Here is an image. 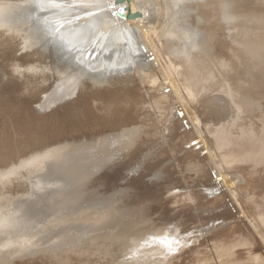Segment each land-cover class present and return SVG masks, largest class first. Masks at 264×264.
Returning a JSON list of instances; mask_svg holds the SVG:
<instances>
[{
	"label": "bare ground",
	"instance_id": "1",
	"mask_svg": "<svg viewBox=\"0 0 264 264\" xmlns=\"http://www.w3.org/2000/svg\"><path fill=\"white\" fill-rule=\"evenodd\" d=\"M99 1H0V165H10L13 154L20 151L22 146L26 151L42 149L44 152L46 149H53L49 144L61 140L59 144L63 146L44 152L41 161L31 164V173L43 171H39L42 173L39 180L49 184L50 190L58 189L64 182L68 184L62 188L77 186L67 194L63 202L61 199L62 203L55 207V215L52 218L43 220L37 219L36 216H17L9 208V203L24 197L19 195L24 187L20 180L22 170L19 167L26 161H21L18 167L12 166L2 171L0 264H262V255L256 251L264 247V119L263 125L261 124L262 132L255 134L258 125L254 122V126L257 125L254 127L251 123V112V121L249 122V118L244 119L249 122L245 123L246 126L257 129H253L254 133L246 131L237 137L234 134L238 132L232 134L234 130L231 126L229 129L232 131L228 132L229 129L226 130L224 125L220 127L217 135L216 132L212 134L217 128L211 132L212 135L209 134L214 137L216 135L209 145L224 158L237 179L242 181V177L236 172L241 168L247 169L248 173L245 172L244 176L248 189L245 187V190L243 188V191L239 192L240 189L230 184L216 160L211 158L208 145L205 144L204 147L208 161L196 152L184 150L182 139L189 140V137L193 136L192 133L185 132L177 143L174 141L171 145L173 151L177 149L178 154H183L178 160L177 168L152 162L153 164L144 168L142 174L134 175L126 182L127 187L130 186L131 189L121 187L126 189L118 190L115 204L102 202L100 205L98 202L118 184L117 177L121 178L125 171L134 169L132 166L141 145L146 142L152 148L156 145L153 138L158 132L152 125L156 111L164 114L171 122L169 130L174 134L178 127H182V121L175 119L178 114L175 117L172 112L174 103H180L189 114L185 107L187 100L211 95L219 89V81L224 84L231 80V85L220 86L222 90L227 91L220 89L223 95L227 93L226 95L230 96L228 106L237 102L238 110L242 111L241 107L247 110L249 107L253 112L254 106L259 103L262 111L264 8L257 9L252 0L249 3L253 7L250 4L248 6V0H227L226 3L223 0H198V17H195V11L189 12L192 7H185L184 1L183 8H187L189 14L184 9L187 16H181L188 18L189 15L194 24L191 15L193 14L197 20L201 18L204 22L201 27L200 22H196V25L191 27L192 34L183 44L177 46V38L184 39L183 35L188 32H185L186 23L177 21V18L181 17V10L178 8L182 6H177V3L181 0H149L156 4L157 12L151 22L145 20L148 15L145 17L144 10L143 17L134 20L113 17L110 10L112 0H103L102 5L98 4ZM132 2L124 1L121 5L127 8L125 15L129 9L131 12L137 10L136 6L135 10H132V6L130 8ZM139 4H142L141 0ZM142 5L144 6V3ZM151 5L153 6L152 3L148 6ZM20 6L28 13L31 12L25 20L26 24L30 25L13 29L18 22L13 13ZM164 15H169L170 22L164 19ZM189 18L184 20L190 22ZM165 22L171 24H168L170 29L165 27ZM190 26L186 25V28ZM201 28L206 34L203 36L207 39V45H212L215 49H211L216 54L208 53L210 48L201 49L204 41H200L201 44L204 42L202 45L199 39L196 41ZM199 37L202 40L201 36ZM115 44L128 56L118 63L112 61L111 57L119 54L115 50L110 53V48ZM198 44L199 53L195 52ZM18 51L24 53L22 57L18 55ZM67 55L69 58L61 66L63 58ZM106 55L109 58H106ZM102 56H105V59ZM212 60H217L219 65L212 63ZM222 62L227 67L223 66ZM19 67H22V70H19ZM127 67H134L135 74L129 75L127 72L128 75H122L116 71L122 76L115 77V73L114 76H108L105 87H97L94 91L86 89L83 95L80 94L76 111H73L74 106L68 103L62 105L60 110L54 111L50 116L55 127L49 128L41 121V111L76 94L77 85L84 74L82 70L87 69L92 71L88 72L89 75H96L102 68L105 73H111L113 69L121 70ZM215 67L217 68L213 71L225 67V72L228 73L222 74L227 76L231 70H238L239 73L234 74L231 71L234 75L228 76L230 80H226V77H221L220 80L215 78L218 71L213 74L212 68ZM219 72L217 76H222L221 71ZM156 76L159 77L158 81ZM105 78L106 76L103 77ZM213 78L217 81L212 80ZM223 78L225 82H222ZM148 79L151 80V85L142 91L140 87H143L144 80L149 82ZM178 81L181 85L177 84ZM166 88L171 90L169 94L156 93ZM221 91H218L219 94ZM151 97L155 104L150 107L146 101H150ZM205 101V117H228L225 107L215 105L218 103L216 97H208ZM32 103L38 105L40 113L30 111ZM245 110L242 112H246ZM256 113L254 112V115ZM247 114L244 115L248 116ZM192 120L194 131L200 134L201 131L194 125L196 118L192 117ZM149 122V129L143 128ZM67 123H72L75 131L84 135V142H78L79 139L66 141L68 138L64 136L65 127H61ZM234 124V129L238 128L239 123H236L237 127ZM241 124L243 129L244 122ZM245 128L244 130L248 127ZM201 139L195 142L196 145L199 144L198 148L204 146ZM137 143L138 146L125 155L129 157V161L123 170L119 168L114 173L104 172L95 177L96 170L105 166L104 162L112 161L116 157L115 152L121 154ZM74 146H78V149L72 148ZM93 152H96V155L93 156ZM33 157L30 156L27 161ZM211 169L218 172V175L214 173L215 178L220 177L215 184L209 176ZM98 180L101 181L99 186L96 184ZM220 180H223L222 184L225 186L221 187L229 197L235 194L233 200L240 211L242 210L243 218L247 221L254 220L252 227L255 233L235 223L233 227L218 231L211 237V243L204 236V222L230 218L227 208L222 205V199L212 198V195H217ZM54 193L49 191L46 201L52 200ZM243 200L249 204L246 205ZM95 204L101 207L95 208ZM39 206L26 201L19 209L24 215L32 213L40 208ZM209 206L213 209L221 208V211L212 213L213 220L205 214ZM48 209L52 211L51 207ZM27 224L34 229L25 228ZM209 245L214 248L203 249V246L206 248Z\"/></svg>",
	"mask_w": 264,
	"mask_h": 264
},
{
	"label": "rangeland",
	"instance_id": "2",
	"mask_svg": "<svg viewBox=\"0 0 264 264\" xmlns=\"http://www.w3.org/2000/svg\"><path fill=\"white\" fill-rule=\"evenodd\" d=\"M0 1H2V0H0ZM16 1V0H15ZM103 0H100L99 2H98V4L99 5H102L103 4V2H102ZM130 1V0H129ZM135 3H137L136 5L135 4H133V2ZM148 3H146V2ZM175 2L177 1V0H174ZM179 1V0H178ZM182 1V2H181ZM179 3H177V6H181V8H178V9H180L181 11H179V12H181V13H179V16H181V15H186L187 16V14H189V12L191 11V13H192V11L195 13L194 15H195V17L197 16V14L196 13H198V10H197V7H199V3L197 2L198 0H181ZM185 1V2H184ZM204 2L205 1H208V0H203ZM223 1H225V3L227 2V0H223ZM253 2H252V4L254 5V4H256V5H254L255 7H257V9L258 8H264V0H261V1H259V0H252ZM257 1H259L258 3H257ZM3 2H14V0H3ZM131 2L132 3H130L131 5H130V8H131V6H132V10H135V9H137V10H140L141 12H142V10H144V14H145V17H146V15H148L147 16V18H145V20L146 21H148V22H151V20H153L154 19V16H155V14L157 13L156 12V4H154L152 1H149V0H141V3L143 4L144 3V6L142 5H140L139 3H140V0H131ZM139 2V3H138ZM184 2V5H185V3H186V5H185V7H189L190 6V10H189V12L187 11L188 9L187 8H183V3ZM251 3V1H248L247 3H248V6H249V4ZM261 2V3H260ZM153 4V6L151 5L150 7L148 6V5H150V4ZM179 4H181V5H179ZM189 4V5H188ZM252 4H250L251 6H252ZM140 5V7H139V9L137 8L138 6ZM261 5H262V7H261ZM136 6V7H135ZM146 6V7H145ZM250 6V7H251ZM259 6V7H258ZM134 7H135V9H134ZM145 7V8H144ZM224 7H225V4H224ZM253 7V6H252ZM144 8V9H143ZM146 8H148L149 10H147ZM146 9V10H145ZM155 9V10H154ZM187 11V14H184L185 12V10ZM254 9H256V8H254ZM129 10H131V9H129ZM184 10V11H183ZM154 11V12H153ZM147 12V13H146ZM148 12L150 13V14H152V15H150V14H148ZM168 12V11H167ZM227 12V11H226ZM29 13H31V12H29ZM26 10H23V7L22 6H20L19 8L17 7L16 9H15V12L13 13V15L16 17V19L18 20V22L16 23V25L14 26V28L13 29H20V27H22L21 25H24L23 27L25 28V27H29V25H30V23H28V24H26V22H25V20H26V17L28 16V14H29ZM168 14V13H167ZM177 15L178 14H176L175 15V17H177ZM192 16V18H193V20H194V24H193V22L191 21V18H189V15H188V18L190 19V22H189V20L188 21H185L184 19H188V18H184V17H186V16H181V17H178L177 18V21L179 20V21H181V22H185L186 24H185V32H187V34L186 35H183V38L184 39H180L179 37L177 38L178 40L176 41L177 43H176V45L178 46V45H181V44H183V42L184 41H186L185 39H187L188 38V36L189 35H191L192 34V30H191V27H194L195 25H196V22H200L199 24H200V26L199 27H201V26H203V25H201V23L202 22H204L203 20H201V18L200 19H198L197 20V18H195L194 17V15L193 14H191ZM149 16H150V18H149ZM169 16V15H168ZM166 17V15H164V19L166 18V21L167 22H170V21H168L169 19V17ZM198 17V16H197ZM180 18H182V19H180ZM200 20V21H199ZM165 21V20H164ZM167 22H165V24L167 23ZM180 22V23H181ZM192 22V23H191ZM190 23H191V25L192 26H190ZM169 25H171L170 23H168ZM168 24H166L165 25V27H169L168 26ZM186 25L187 26H190V27H187L186 28ZM166 28V29H167ZM189 28H190V30H189ZM168 29H170V28H168ZM23 30V29H22ZM177 31H179V30H177ZM190 31V32H189ZM184 32V33H185ZM200 34H198L197 35V38H196V41L198 40L199 41V43H200V45H202L204 42H205V44H203L201 47V49H203V48H205V49H209L210 50V52H208V53H214V54H216L215 52H213L212 51V49L211 48H213V49H215L214 47H212V45H207L208 44V42L206 43V41H207V39H205L206 37V34H204L203 32H204V29L203 28H201L200 29ZM203 35H205V36H203ZM199 36H201V38H202V40H200V37ZM175 37H176V34H175ZM199 37V38H198ZM182 40V41H181ZM189 40H191V38L189 39ZM174 40H173V42H175ZM181 43H180V42ZM200 41H204V42H202V44H201V42ZM197 43V42H196ZM200 45L198 44V49H197V51H195V52H197V53H199V48H200ZM233 45V44H232ZM205 46H207V47H205ZM126 48H128V47H126ZM130 49V48H129ZM110 50H111V54L113 53V50H115L116 51V53H118L119 55L117 56V55H113L111 58H112V61H114L115 63H118V62H120L122 59H125V58H127L128 56H127V54H124V53H122L123 52V50H122V48L119 46V45H114L113 47H111L110 48ZM207 51V50H206ZM214 51H216V50H214ZM200 52H201V50H200ZM18 53V55H20V57H22V55L24 54L22 51H18L17 52ZM103 55V54H102ZM228 55V54H227ZM107 56V55H106ZM68 57L69 56H65L64 58H63V62L61 63V66H63V64H65L66 63V61H67V59H68ZM103 57V56H102ZM216 57V56H215ZM106 58H109V56H107ZM103 59H105V56L103 57ZM213 61V60H212ZM98 62H100L99 61V59H98ZM212 63H216V64H218L219 65V63H217V60H216V62H212ZM223 63V62H222ZM222 63H221V65H222ZM214 64H212V66H214ZM218 65H215V66H218ZM226 65V64H225ZM224 65V63H223V66H225ZM223 66H221V67H223ZM108 67V66H107ZM221 67H219V68H221ZM225 67H227V66H225ZM224 67V68H225ZM217 67H215V68H212V71L214 70V69H216ZM217 69V71H218V74H217V71L215 70V71H213V74H214V72H215V74H217V75H219V71H221V74H222V72H225L226 70L224 69V68H222V69ZM19 70H22V67H19L18 68ZM228 69H229V67H228ZM231 70V69H230ZM89 71V70H88ZM118 73H121L122 75H128V73H129V75H134L135 73V68L133 67V69L132 68H129V67H127V68H124V69H121V70H119V69H116V70H114L113 69V71L110 73H105L106 71L104 70V68H102V70H101V74H102V76H99L98 78H95V79H90L87 75H83L81 78H80V81H79V84L77 85V87H78V90H77V92H76V94H74L73 96H71V97H69V98H66V99H63L62 101H60L59 103H57V104H55L54 106L53 105H51L49 108H46V110H43V111H41L42 112V114H45L47 117H50V115L54 112V111H56V110H60V107L62 106V105H64V104H66L67 105V103L69 104V105H71V106H78L79 105V103H80V98H81V95H83V93L84 92H86V89L87 90H89V91H94V90H96L97 89V87L99 88H103V87H105L107 84H106V80H108L109 79V77L108 76H114V73H115V77H117V76H122L121 74H118ZM232 72L233 71H235V70H231ZM231 71H229V77H230V74H237V73H239V72H231ZM92 72V71H91ZM128 72V73H127ZM90 73V72H89ZM99 73V74H100ZM124 73V74H123ZM225 73H228V71L227 72H225ZM225 73L224 74H222V76H217V75H213V74H211L213 77H215V78H220V80H221V77H226L225 79L227 80V78H228V76H227V74L225 75ZM61 74V73H60ZM104 74H106V75H104ZM111 74V75H110ZM172 74V76L174 77V75H173V72L171 73ZM233 74V75H234ZM225 75V76H224ZM233 75H231V76H233ZM106 76V78L105 79H103V77H105ZM212 76H211V78H212ZM108 77V78H107ZM157 77V79H156V81H158V79H159V77L158 76H156ZM102 78V79H101ZM100 79V80H99ZM224 78H223V80H222V82H225L226 80H225ZM229 80H230V78H228ZM101 80H105V81H101ZM147 80V79H146ZM149 80V79H148ZM212 80H215L214 78L212 79ZM150 81L151 80H149V82L148 81H145L144 80V83H143V87H140V89H142V91H144V89H146V88H148L151 84H150ZM215 81H217V80H215ZM220 82V81H219ZM218 82V85H219V89L218 90H216L217 92L218 91H221L222 90V86H224L225 87V85H227V84H230V83H232V80H231V82L229 81V82H225L224 84L223 83H221V85H220V83ZM155 83V82H154ZM153 83V84H154ZM150 84V85H149ZM178 85L180 84L181 85V83L178 81V83H177ZM176 84V85H177ZM149 85V86H148ZM177 85V86H178ZM231 85V84H230ZM221 86V87H220ZM90 87V88H89ZM223 87V88H224ZM177 88H179V87H177ZM215 88H218L217 86H215ZM91 89V90H90ZM221 89V90H220ZM170 89L169 88H166V89H163V90H160L159 92H156V93H159V94H161V93H164V94H169L170 93ZM215 91V90H214ZM213 91V92H214ZM216 91L214 92V93H212L211 95H209V94H206V95H204V97L201 95V96H199L200 97V99H199V97H197V98H195L196 100H187V103L185 104V107L187 108L188 106H190V108H194V110L196 111V114H197V117H195L196 118V122H194V125H195V128L196 129H198V130H200L201 131V133L200 134H198V133H196V131H194V127H193V125H192V123H193V120L191 121V118L192 117H194V116H192L190 113V115L188 116V114L186 113V111L184 110V108L181 106V104L180 103H174V106H173V110H172V112H173V114H174V116L176 117V112L174 111V109H177L182 115L180 116V117H176L175 119H178V120H180V121H182V127L180 126V127H178L177 128V130L175 131V133H177V134H172L171 133V130H169L170 128H171V122L168 120V119H166L167 117L166 116H164V114H161L160 112H158V111H156L155 113H154V116H153V118H154V122H153V124L152 125H154L156 128H157V132H158V134L153 138L154 139V144H156L155 146H153V148H152V146H148L149 145V143L148 142H146L144 145H139L140 147V151H139V153H138V155H137V157H136V159H135V163L133 164V168L135 169H132L131 168V170H133L132 172H131V170H127V171H125V173H126V175H125V173H124V176H121V178H120V176L119 177H117L116 178V182L118 183L117 185L115 184V187L111 190V192H108V193H106V194H104V197H102L100 200H99V204L101 205L102 204V202L103 203H105V204H110V203H116V200L118 199V195H117V193H118V190L121 188V187H126V188H128L127 187V184H126V182L127 181H129L130 179H131V177H133L134 175H137V174H140L141 172H143L145 169V167L146 166H148L149 164H156V165H159V163H160V165H164V166H167V167H170V168H177V166H178V160L182 157V153H179L178 154V152H177V149H176V151H173L172 149H171V145L173 144V142L175 141L176 143H177V141L181 138V136L182 135H184V133L185 132H187V133H192L191 135H193V136H190L189 137V140H191V139H194V140H191V141H189V140H186V139H182V144H183V149L184 150H191V151H193V152H196V153H198V155L202 158V159H204L205 161H208L207 160V151H206V149H204V147H205V144H206V146L208 145L209 146V148H210V152H211V158H213V159H215L216 160V163L218 164V166H219V168H220V170H221V172H222V174L224 175V176H226L227 177V179H228V181H230V183H233V184H231L233 187H236V188H238V189H240L239 190V192H242L243 190V188H244V190L247 188V184L245 183V176H244V174H245V172L246 173H248L247 172V169L246 168H241V169H239L237 172H236V174L237 175H239V176H241L242 177V181L240 180V178L239 179H237V177L235 176V174L234 173H232L233 171H232V169H230V168H228L229 167V165L225 162V160H224V158L219 154V153H217V151H215V148H213V147H211L210 145H209V142H211V140L213 141V139L216 137V135H217V132H219V130H220V127H224V125H225V129L226 130H228L229 129V127L230 128H232L233 130H234V132L232 131V129H229L228 130V132H231L232 131V134H234L235 132H238V133H235L234 135L235 136H237V137H239L238 136V134L239 135H241L242 133H245L246 131H248V132H253V131H255V130H257L258 129V131H255L256 133L255 134H259V133H261L262 132V130H263V123H262V120L264 119V107H262L263 109H262V111H261V106H258L259 105V103L258 104H256L255 106H254V108H255V110H254V108H253V112H252V108H249L248 107V109L247 110H245V109H243L242 107H241V109H242V111H246V112H242V111H240V110H238L237 108H238V104H237V102H234V103H232L230 106H228V103H230V101H231V99L229 98L230 96H227L228 94L227 93H225V95H223L224 93L222 92V91H224V89L221 91V94H219L220 92H218V93H216ZM224 92H227L226 90L224 91ZM81 94V95H80ZM142 94H144V93H142ZM227 94V95H226ZM146 95V94H145ZM208 95V96H207ZM151 96V95H150ZM207 96V97H206ZM216 97V99H218V103H216L215 105L216 106H219V107H225L224 108V110L225 111H228V112H226L227 114H228V117L227 118H225L224 117V119H222V118H220V119H218V117H210L209 115L208 116H204L203 114H204V111H205V108H204V106H205V104H206V99L208 98V97ZM195 97V96H194ZM202 97H203V99H202ZM226 97V98H225ZM153 97H151V99H150V101L149 100H147L146 101V103H148V105L151 107L152 105H154L155 104V102H153V99H152ZM202 100V101H201ZM195 101H198L197 103H195ZM204 101H205V103H204ZM217 101V100H216ZM215 101V102H216ZM220 102V103H219ZM222 102H224L225 103V105H224V103H223V105H222ZM262 106H264L263 105V103H262ZM206 107V106H205ZM260 107V108H259ZM39 110L40 109H38V105H36L35 103H32V104H30V111H32L33 113L34 112H36L35 114H38V113H40L39 112ZM187 111H188V108H187ZM239 111H240V113L242 112V115H244V114H246V113H248L247 115L248 116H242L240 113H239ZM183 112V113H182ZM250 112H251V115H250V118H251V120L253 119V122H251V123H253V126H254V122L258 125H256L255 124V126H257V129H255L253 126H252V124L250 123V126H252L253 128H250L249 126H246V124L247 123H249L251 120H250V118H249V114H250ZM254 112H257L255 115H254ZM263 114H262V113ZM234 113V114H233ZM238 113V114H237ZM184 114V115H183ZM235 114H237L238 115V117H239V115H241L239 118L237 117V115H235ZM261 114V115H260ZM234 115V116H233ZM221 116V115H220ZM259 116H261V117H259V119H258V117ZM235 117V118H234ZM238 118V120H240L239 122H238V120H237V118ZM244 117L245 118H249V122H248V120L246 119H244ZM261 118V119H260ZM242 119V120H241ZM200 120H201V129H200V126H199V124H200ZM236 120V121H235ZM245 120V121H244ZM255 120V121H254ZM258 120V121H257ZM242 121V122H241ZM160 122V123H159ZM209 122V123H208ZM239 123V125H238V128H236V129H234L235 128V126H233V124L234 123ZM244 122V128L246 127H248L246 130H244V128L242 129V124L241 123H243ZM186 123V124H185ZM229 123V124H228ZM230 123H232L231 125H230ZM234 124V125H236V127H237V124ZM246 123V124H245ZM207 124H208V126H212L213 127V130H212V127L210 126L209 128H208V126H207ZM259 124H260V126H259ZM262 124V125H261ZM55 124L54 123H51L50 125H49V128H53V127H55L54 126ZM205 125H206V128H205ZM226 125H228V126H226ZM151 126V123L149 122L148 124H146V125H144L143 126V128H147V129H149V127ZM219 128H218V127ZM63 127H65V131H66V133H64V136H66L67 138H65V139H67L66 141H69V140H72L73 141V139H76V140H78L79 139V141L78 142H84L85 141V138H84V135L82 134V133H79L78 134V132L77 131H75V128H74V125L72 124V123H67L66 125H64V126H62L61 128H63ZM259 127V128H258ZM214 128H217L218 130H216L215 129V131H214ZM205 129H207V131L208 130H211L210 132L208 131H206ZM238 129H240V131L238 130ZM253 129H255V130H253ZM63 130V129H62ZM64 130H63V132H64ZM244 130V131H243ZM214 131V133H212L213 135L215 134V132H216V135H215V137L214 136H211L212 134H211V132H213ZM242 131V132H241ZM208 133V134H207ZM254 133V132H253ZM202 134V135H201ZM209 134H211V135H209ZM85 137H87V136H85ZM171 137H173V139H171ZM174 137H175V140H174ZM180 137V138H179ZM210 137H213L212 139L210 138ZM199 138L201 139V138H203V139H201V141L204 143V146L203 147H200V148H198V146H199V144H195V142L197 141V140H199ZM208 140V141H207ZM61 141V140H60ZM60 141H58L57 143H55V144H49L50 145V147L51 148H53V149H51V150H44V152H50V151H53L54 149H56V148H58L59 146L61 147V145L63 146V144H59L60 143ZM77 142V143H78ZM208 144H207V143ZM195 144V145H194ZM65 145H67V144H65ZM136 146H138V143L137 144H135L134 146H132V147H130V148H128L127 150H124L121 154H120V152L118 153V152H115L116 153V157L112 160V161H109V162H104L103 164H105V166H101L100 168H98L97 170H96V172L97 173H95L96 175H95V177H99L100 175H102L104 172H110V173H114V172H116V171H118V169L119 168H121L122 170H123V168H125V165H126V163L129 161V157H126L125 155L127 154V153H129L133 148L135 149L136 148ZM24 146H22V147H20V151H18V152H16V153H14L13 154V157L14 158H12L11 160H10V165H9V163H7V164H5V165H0V174L1 173H3L2 171L3 170H7V169H9L10 167H12V166H14V167H18L19 166V163L21 162V161H26V163L25 164H23V165H21V167H19V169H21L22 171V173H21V176H20V180H21V182L22 183H24V187H23V191L21 192V193H19V195H24V197H21V198H18V199H14V201L12 200L10 203H9V208H11L12 210H13V212H15L16 214H17V216H25V217H30V218H32V217H34V216H36L37 217V219H39V218H43V220H45V219H49V218H52V216H54L55 215V207L57 206V205H59L60 203H62L63 202V200L65 199V197L67 196V194L69 193V192H71V191H73L75 188H77V186L76 185H73V188L72 187H64V188H62L63 187V185H66V184H68L67 182L65 183L64 182V184H62V185H59V188L57 189H52V190H50V188H48V185L49 184H45V182H43V183H41V181L39 180V176L40 175H42V173H39V171L40 170H38V172L37 173H31L32 171L30 170L31 169V164L32 163H34V162H36V161H41L42 160V155H43V153L44 152H42V149H39L38 151L36 150H34V151H26V148H24ZM72 148H74V149H78V146H74V147H72ZM71 148V149H72ZM203 148V149H202ZM22 149V150H21ZM213 151H215V152H213ZM152 152V153H151ZM124 153V154H123ZM171 154V155H170ZM94 155H96V152H93V156ZM100 155V154H99ZM166 155H168L167 156V158L165 157ZM30 156H34L31 160H29V161H27V159H29V157ZM19 157V158H18ZM105 161V160H104ZM47 162V161H46ZM153 162V163H152ZM42 164H43V161H42ZM43 165H45V162H44V164ZM7 166V167H6ZM180 169V168H179ZM26 171H29V172H26ZM40 172H43V171H40ZM214 173H217L216 175H218V172H216V170H210L209 171V176L211 177V181L213 182V184H215L214 182H215V176H214ZM142 174V173H141ZM150 175H152V173L151 174H149V176ZM214 176V177H213ZM5 177H7V175L5 176ZM244 177V178H243ZM217 178H220V177H217ZM3 179V178H2ZM94 180V179H93ZM152 180H154V179H152ZM221 182L219 183V190H216V192H217V195L216 194H214V195H212V198H216V197H219V198H221L222 199V205L224 206L225 205V207L227 208V210H228V212H229V215H230V218H229V220H222V219H218V220H213V217L211 216L212 215V213L214 212H216L217 210L218 211H221V208H215V209H213V208H210V206L207 208L208 210L205 212V214L207 215V217H211V220H213V222L212 221H210V222H208V223H205L204 222V228L206 229V233L204 234V236H206L207 237V239H209V241H210V239H213V238H211V237H213V236H215V234L218 232V231H220V230H222V229H225V228H230V227H233L234 226V224L235 223H237L236 225H240V227L242 226V227H244L247 231L249 230L250 232H252V233H255L254 232V228L252 227V225H254L255 224V222H252V221H254V220H252V221H250V220H246V219H244L243 218V215L241 214L242 212V210L240 211V209L236 206V204L234 203V200H233V197L235 196V194H234V196L232 195V197L230 196H228L227 194H226V192L224 191L225 189L223 188V187H221V185H224V184H222V182H223V180H220ZM100 180H98V182L96 183L97 184V186H99L98 184H100ZM158 182H159V180H158ZM225 186V185H224ZM246 187V188H245ZM61 188V189H60ZM79 189H80V186L78 187ZM126 188H121V189H126ZM85 189H87V188H83V190H85ZM128 189H131L130 188V186H129V188ZM248 189V188H247ZM68 190V191H67ZM81 190V189H80ZM41 191V192H40ZM49 191H53V192H55L54 194H53V196H54V198L52 199V200H50V201H46V195L49 193ZM46 193V194H45ZM122 197V196H121ZM121 197H119V198H121ZM211 198V199H212ZM61 199H62V202H61ZM28 202V203H32V202H34L36 205H40L39 207L40 208H38L37 210H35V211H32V213H27V214H24V215H22V213H23V211L22 210H20L19 209V206L21 205V204H23V203H25V202ZM243 202L247 205V204H249L247 201H244L243 200ZM26 205V204H25ZM25 205H24V208H26L25 207ZM100 205H97V204H95V208H100L101 206ZM41 206L43 207V208H41ZM52 208V211H50L48 208ZM103 208V207H102ZM10 209V210H11ZM231 220H233V221H231ZM42 222V221H41ZM250 223H252L251 224V227H250ZM200 224H202V223H200ZM232 224V225H231ZM198 226V225H197ZM29 225L27 224L26 226H25V228H28L29 229ZM256 227H258V226H256ZM255 227V228H256ZM30 228H33V227H30ZM34 229V228H33ZM254 239H255V236H254ZM211 243L213 242V240H211L210 241ZM209 242V243H210ZM261 243V242H260ZM205 244H207V242L206 243H204L203 245L205 246ZM258 245V244H257ZM203 246V249H213L214 247H213V245H212V247H211V245H209V246H207L206 248ZM257 253L258 252H260L261 253V255H262V257H261V259L263 260V263L262 264H264V247L262 248V249H260V251L259 250H257L256 251ZM213 253V252H212ZM244 254H246V253H244ZM249 255V254H248ZM249 257V256H248ZM247 257V258H248Z\"/></svg>",
	"mask_w": 264,
	"mask_h": 264
},
{
	"label": "water",
	"instance_id": "3",
	"mask_svg": "<svg viewBox=\"0 0 264 264\" xmlns=\"http://www.w3.org/2000/svg\"><path fill=\"white\" fill-rule=\"evenodd\" d=\"M124 1L128 2L129 0H112L113 5L110 7V10H111V15L113 17L117 16V17H119L121 19H129V20H134V19H138V18L143 17L142 12L139 11V10H136L135 12H131V11L127 10L128 13H127V15H125L124 12H125V10L127 8L126 7H121V5L124 3ZM248 1H251V0H248ZM67 56H69V55H67ZM82 72L84 73L83 75H87L90 79H95V78H98L99 76H102L101 73L100 74H96V75H89L88 72H91V71H88L87 69L82 70ZM187 108H188V113H190L194 117H197V114H196V111L194 110V108L192 109V108H190V106H188ZM76 109H77V106H74L73 111H76ZM174 111L176 112V114H178V117H180L182 115L177 109H174ZM190 114H188V116ZM40 118L42 119L41 121L45 125H48V127H49V125L51 123H54V121L51 118V116L47 117L45 114H41ZM44 124L42 125L43 128H44ZM199 126H200V129H201V120H200ZM224 177L227 178L226 176H224ZM217 179L218 178H216L215 181ZM230 184H233V183H230Z\"/></svg>",
	"mask_w": 264,
	"mask_h": 264
}]
</instances>
